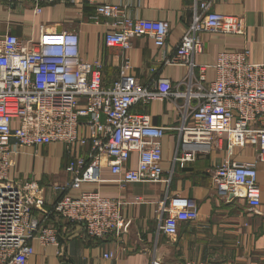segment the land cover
Returning a JSON list of instances; mask_svg holds the SVG:
<instances>
[{
	"label": "built area",
	"instance_id": "1",
	"mask_svg": "<svg viewBox=\"0 0 264 264\" xmlns=\"http://www.w3.org/2000/svg\"><path fill=\"white\" fill-rule=\"evenodd\" d=\"M1 1H30L39 13L42 4L55 0ZM210 6L209 0H194L191 20L172 56L164 60L187 67L183 90L163 78L154 89L148 88L126 73L132 67L128 58L121 63L118 78L105 87L98 65L81 60L79 36L72 31L48 32L41 25L38 40L0 35V264H29L35 240L43 246L58 244L56 228L46 224L50 216L82 227L90 238L126 231L122 199L104 197L97 190L81 191L77 196L65 193L45 207L40 183L29 177L11 179L9 171L23 148L60 143L70 156L66 169L72 178L66 187L79 189L83 182L101 181L98 171L104 165L121 187L128 182L167 181L161 138L168 128L131 110L135 103L157 97L185 100L181 122L173 128L179 142L174 162L183 165L211 150L227 156L246 146L254 150L253 161L223 160L212 169L211 181L221 196L243 199L252 209L260 206L256 164L264 162V62L249 61L247 46L220 51L212 65L194 61L203 52L204 33H245L241 16L217 13ZM100 17L113 18L105 33L107 46L128 47L131 38L146 35L161 47L168 35L167 21L132 17L125 0L97 5L91 18ZM208 67L214 69L209 82ZM80 124L90 129L89 137L79 135ZM75 144L88 149L75 156ZM133 153L136 166L127 167ZM197 217L198 204L187 198L161 218L159 229L175 235L179 221ZM151 264L165 263L153 258Z\"/></svg>",
	"mask_w": 264,
	"mask_h": 264
},
{
	"label": "crops",
	"instance_id": "2",
	"mask_svg": "<svg viewBox=\"0 0 264 264\" xmlns=\"http://www.w3.org/2000/svg\"><path fill=\"white\" fill-rule=\"evenodd\" d=\"M132 17L165 20L169 24L163 46H155L149 36L130 39L128 47L105 44V33L112 17L91 18L97 5L120 0H55L42 4L36 13L30 1L8 4L0 0V35L14 34L22 40H38L39 29L45 25L48 32L72 31L79 36V55L82 61L96 63L103 85L108 87L118 78L125 58L132 67L126 73L140 83L154 89L160 78L168 79L174 89L183 90L182 77L187 67L167 64L183 30L191 20L194 0H125ZM202 1V0H198ZM211 10L239 15L244 22L243 35L204 33L203 52L195 55L200 65H212L216 55L225 49L247 46L249 61L264 62V0H209ZM207 82L213 80L214 69L208 67ZM183 97H157L137 102L132 111L146 113L151 123L168 129L161 138L162 161L167 181L128 182L122 187L110 173L109 167H100L101 181L83 182L79 189L66 187L71 173L66 169L70 156L65 145L48 143L38 147H25L17 156L16 166L9 171L11 179L34 178L40 185V196L48 207L58 197L68 193L77 196L81 191L97 190L104 197L123 200L122 214L128 222L126 231L119 235L90 238L78 225L50 216L46 224L56 228L58 244L47 246L32 242L33 253L29 264H151L153 258L160 263L186 264H264V162L256 164L260 189L259 207L255 209L243 199H227L213 187L212 169L229 158L233 161H253L254 150L238 148L227 156L224 151L211 150L199 154L183 165L174 162L179 144L177 131L183 114ZM79 135L89 137L90 129L79 126ZM88 146L75 144V156L84 153ZM127 167L136 166V154L129 158ZM198 204V217L193 221H179L175 235L159 229L160 220L180 208L185 199ZM161 204L164 210L161 211ZM105 253L113 256L105 257Z\"/></svg>",
	"mask_w": 264,
	"mask_h": 264
},
{
	"label": "water",
	"instance_id": "3",
	"mask_svg": "<svg viewBox=\"0 0 264 264\" xmlns=\"http://www.w3.org/2000/svg\"><path fill=\"white\" fill-rule=\"evenodd\" d=\"M61 264H70L69 262H66V261H64V262H62Z\"/></svg>",
	"mask_w": 264,
	"mask_h": 264
}]
</instances>
